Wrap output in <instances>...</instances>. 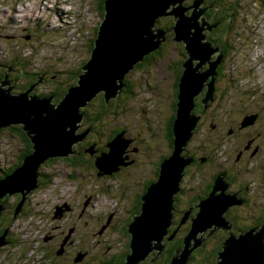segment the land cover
<instances>
[{
    "label": "rangeland",
    "instance_id": "obj_1",
    "mask_svg": "<svg viewBox=\"0 0 264 264\" xmlns=\"http://www.w3.org/2000/svg\"><path fill=\"white\" fill-rule=\"evenodd\" d=\"M99 1L0 0V64L12 63L19 69H24L26 73L46 75V80L33 85L36 88H33L29 95L36 91L51 93L55 91L56 85L62 82H65L63 86L69 87L68 83L72 79H76L74 84H77L82 74L81 63H87L89 55L87 40L90 42L93 38ZM188 1L185 4L193 5V3L188 4ZM239 1L242 8L239 9L236 22L242 32L238 39L242 46L237 47L238 52L232 51L233 53L227 56L222 71L224 76L222 83L231 85L230 94L219 97L211 115L202 124L203 130L211 131V124L223 127L229 121L226 111L230 109V102L234 105V112H242L246 108L255 106L258 100H264V0ZM207 7L211 6L203 0L198 11ZM203 17L208 19L205 15ZM165 18L172 17L168 15ZM161 19L159 18L158 21ZM203 24L204 22L201 21L200 25ZM207 24L212 25L209 21ZM246 34L252 36L251 41ZM202 42L205 43V40ZM174 44V41H168L163 55L156 56L154 63L149 64L150 68H135L126 76V80L131 84L130 93H123L119 102L114 103L109 109L115 112H110L100 124L103 126V132L100 134L102 139H99L98 144L100 149L106 147V144L104 145L106 138H109L108 143L113 139L110 137L112 131L123 129L127 131L129 144L132 142L138 145L142 150L139 154L141 159L150 162L151 165H141L142 176L137 173L140 170L131 171L133 168L130 167L126 171H121L119 177L116 175L113 178H109L99 170L95 171L93 166L83 169L79 164L78 167H73L63 158H57L52 164L43 166L42 174H45V181L37 191L34 189L26 194L25 201L28 202V208L24 210L23 216L19 217L17 224L13 225V228L16 225L15 234L19 242L11 247L12 249L7 246L8 243L0 246V248L5 247L4 251H0V264H98L99 261L101 263L103 259L108 260L125 249L130 238L123 235L124 225L135 215H131L128 210L136 195L142 191L145 182L143 177L152 176L155 163L162 156L160 146L162 145L165 150L168 149L163 131L167 119L173 114L174 85L179 73L178 62L182 60L179 47ZM199 62L200 60L194 61V64ZM202 66L204 70L205 67L206 70L209 69L208 63ZM210 81L211 77L209 83ZM18 85L23 84L20 82ZM236 96L240 97L241 105L238 103L235 105ZM55 100L56 98L54 103H57ZM100 103L101 97L90 111L96 110ZM85 122L84 118L79 132L87 131L89 124ZM90 132L88 131V134ZM24 133L25 130H20L0 139V174L2 169H8L15 164L18 155L28 148L26 141L28 136ZM224 142L227 143V139ZM88 148L87 151L94 154V147ZM224 151L229 157L232 147L228 148L227 143L216 148L218 157H223L225 160ZM39 171L41 172V168ZM195 173L200 174L196 171ZM192 174L194 171L190 175ZM191 182L193 181L186 182L183 186L190 188L196 183L191 184ZM260 183L258 179L254 181L250 179L248 186L253 188ZM13 196H7L9 203L15 201L12 199ZM254 203L260 207H245L241 211L242 215L250 213V216H257L264 212V192ZM71 206L72 210H70ZM176 218L184 220L186 213L176 215ZM64 227L66 232H62ZM172 227L170 228L172 233L176 230V235L185 239L184 229ZM211 229L209 228L206 233L199 232L198 237L205 238ZM218 231L220 230L214 231L217 237L220 233ZM229 231L233 233V229ZM86 233V237H83ZM62 234L67 239L71 237L73 240L71 244L65 246L66 251L64 248L66 238L62 239ZM211 235L203 241L208 243L203 255L213 245L218 244L216 235L215 238ZM3 236L4 234L0 237ZM7 238L8 236H5L4 240L7 241ZM165 239L166 247V242H171L175 238ZM199 248L201 246L195 250ZM64 251L65 255H62ZM87 252L91 253L90 258H85ZM158 253L159 250L156 255ZM80 255H83V259L77 261Z\"/></svg>",
    "mask_w": 264,
    "mask_h": 264
},
{
    "label": "water",
    "instance_id": "obj_2",
    "mask_svg": "<svg viewBox=\"0 0 264 264\" xmlns=\"http://www.w3.org/2000/svg\"><path fill=\"white\" fill-rule=\"evenodd\" d=\"M184 1L105 0L106 13L104 17L101 12L98 13L94 32L97 27L99 29L92 55H88L87 63H81L82 74L77 84L69 88L59 103H54L52 96L29 95L34 86L15 94L12 88L4 87L6 82L2 83L0 128L22 125L32 143L33 152L12 173L0 176V215L5 209L2 203L4 197L20 193L24 200L27 193L38 187V169L42 163L47 159L67 157L74 152V145L83 141L89 131L79 132L85 117L81 109L101 93H104L109 103L124 91L126 74L166 42L167 31L157 29L156 25L159 18L170 15L175 21L174 40L184 43L188 53L179 83L173 131L174 150L171 156L160 161L157 180L148 187L142 197L141 210L136 211L128 226L131 251L121 264H140L151 252L163 248L162 242L169 233L168 228L173 219L174 195L180 192L185 168L192 163L189 157L183 156V151L193 137L200 118L193 113L196 98L206 86L208 91L204 102L208 104L214 101L217 69L222 61L220 54L214 61L213 55L218 50L211 43L202 42L206 38L203 31L216 26L207 24L203 17L207 8L201 11L194 8L199 9L203 0H194L193 7L184 6ZM190 10H193L192 13H189ZM201 21L204 22L202 26ZM199 60L198 64H194V61ZM206 63L209 69L202 71V65ZM253 122L254 116H247L243 126ZM127 145L122 135L117 136L109 144V153L98 156V168L106 174L119 169L117 166L124 163L122 156ZM223 177L224 173H221L212 192L201 202L196 217L191 218V229L184 239V249H177L169 264H187L192 252L202 246L211 233L219 228L222 232L232 228L225 213L229 208L244 202L235 193H225L229 183L225 184ZM217 191L220 193L215 194ZM23 200L17 206L15 216L23 212ZM257 227L238 235L228 233L230 235L221 245L216 264H264V225L260 229ZM209 228L212 229L205 238L198 237L199 232H206ZM7 235L5 232L0 237V246L6 243L4 237Z\"/></svg>",
    "mask_w": 264,
    "mask_h": 264
},
{
    "label": "flooded vegetation",
    "instance_id": "obj_3",
    "mask_svg": "<svg viewBox=\"0 0 264 264\" xmlns=\"http://www.w3.org/2000/svg\"><path fill=\"white\" fill-rule=\"evenodd\" d=\"M205 16L207 18L209 17L207 15H205ZM223 59L224 60L221 63L222 65L218 66V73H217L216 80H215L216 92H215L214 102L212 104H210L206 110L198 109V108L196 109V113L200 116L198 129L195 131L193 138L190 139V141L188 142V144L185 147V156L189 157L192 160V163L186 167L184 174H183V177L181 179V183H180V189L181 190L176 195V196L180 197V200L179 201L177 200L176 201V207L174 206V212H173L174 213V219H173V227H172L173 229L177 228V227L178 228H184L185 225L189 224L188 221H190L191 218H194L197 215L201 202L204 201L205 199H207V197L210 194L209 189L211 187H213L212 183H214L213 181H214L216 174L219 175L220 173H224L223 180H224L225 184L228 185V183H229V188L227 187L225 189V191H226L225 193L226 194H234L235 193L237 198L241 199L244 202L241 205H237V206L229 208L226 212L227 220L231 223L234 234H239L240 232H242L239 229L243 228V227L240 225V220H242V219H240L239 217H233L231 215L229 216V214L232 213V210L239 209L240 211H242V209L245 207H253V206H254V208L260 207V205H257V204L255 205L254 201L256 200L257 197L258 198L260 197L261 193L264 192V100L260 99L257 102H255V106H251L249 108H246L242 112H240V111L236 112L235 111L236 113L234 112L233 103L230 102L229 103L230 109H228L226 111V114L229 117V121L225 124L223 123L224 124L223 127H220V126L217 127V125L215 126L214 124H211V126H212L211 131L203 130L204 128L202 127V124L211 115V112L214 109V107L216 106V103L219 100V97H223V94L225 96L230 94L229 87L231 85L228 86V84L222 83L223 82V78H222L223 72L222 71H223V67H225L224 65L227 62V56H224ZM1 69H4V70L1 71ZM43 73L47 74L48 72L43 71ZM30 76H31V78H30ZM32 76H35V78ZM39 77H41L42 79H40ZM35 79H37V81H35L34 85L37 83H40L41 80H46V75L39 76V74H37V73H35V74L26 73L24 71V69H22V68L19 69L18 67H16L15 64H12V63H9V64L8 63H1L0 64V83L6 82L4 87L5 88H12L13 93H19V92L25 91L26 90L25 87L28 85H29L28 88H30L32 86L33 80H35ZM20 82L23 84L22 86L18 85V83H20ZM175 85H174V89H175ZM129 86L130 85L127 84V86L124 90V93H127ZM34 88H36V86ZM35 94L37 96H42V97L45 96L42 93H37V91ZM239 98H240L239 96L234 97L235 105H236V103H238L239 105L242 104V101L239 100ZM200 100H202L201 96H199V98H198V101H200ZM174 101H173V103H174ZM247 116H254V122L252 124H249L248 127L243 126L244 119ZM85 123H87V122H85ZM87 124H89V123H87ZM213 127L215 128L214 130H213ZM200 130H203V131H200ZM122 132L124 133L125 138H127V131L122 129L119 132L112 131V133H110L111 139L114 138L115 134H119ZM163 135H165V131H163ZM108 137H109V135H108ZM225 139H227L228 148H230V146L232 147V151H229L230 152L229 157L225 151L223 152L224 153L223 156H225V158H226L224 160L223 157H220V156L218 157L219 154L216 155V148L219 145L220 146L226 145L227 143L224 142ZM84 141L85 140H83V142ZM131 141H133V139H131ZM85 143H87V142H84L83 149L82 148H80V149L75 148V150L77 151L76 154H80L81 156H83L84 161L91 159L93 156H95L98 153L99 150L101 151L103 149V148L98 149L95 146L87 145L88 143L85 145ZM107 145H108V142L106 143V147H107ZM167 146H168V144H167ZM88 147H94V154L87 151L89 149ZM106 147H105V149H106ZM160 147H161L160 152L162 153V156H160V160H158L155 163L156 167L153 169V171L151 170L152 176L143 177V178H145V182L142 185V187H143V188H141L142 191L140 193H138L137 197L140 194H143L145 192L148 182L151 183V182L157 180V178H155V176L157 175V170L160 166V161L162 159L168 157L169 155H171L169 149H167V150L163 149L162 145ZM141 151L142 150L139 148V146L134 145L132 142H131V144L128 145V147L125 149V152L123 154L124 163H126V165H120L119 166V169L116 171L118 177H119V174L121 173V171H126L130 167L133 168L131 171H133L134 169L140 170L137 172L139 176L143 175L141 168H140L141 165L150 164V162L148 163V162H145L141 159V157L139 155V154H141ZM104 152H106V151H104ZM19 157H20V155H18L17 161L10 168L2 169L1 170L2 173L0 174V176L3 177L6 174H9V172L16 169L18 167ZM199 158H202L203 161H205V162H202V164L197 163V160ZM148 159L150 160V158H148ZM79 164H80V162H79ZM248 164L251 167H249ZM211 165H212V167H211ZM213 165L216 168V170H218L217 173H215L213 171ZM9 170H11V171H9ZM151 171L149 172V174L151 173ZM192 171H194V174L190 175L192 173ZM195 171L199 172L200 174L195 173ZM41 174H42V168H41ZM43 179L40 178V180H39V183H40L39 188H41L43 182L45 181ZM250 179H253V181L258 179V181H261V183L258 184L257 187L251 188L248 186ZM190 181H193V182H191V184H193L194 182H196V183L191 185L190 188L183 186V184H185L186 182H190ZM232 185H235V186L232 187ZM218 193H220V191H217L216 194H218ZM15 195H17V194H15ZM14 196L12 197V199H15ZM15 201H16V199H15ZM15 201L12 203H9L10 201L8 200V197H4V201H2L3 205H5L4 206L5 207L4 213H5V211L8 212L11 210V208H12L11 205L14 204ZM131 207H130V209H131ZM72 209L73 208L71 206L70 210H72ZM193 211H197V213L194 217L192 215ZM4 213L2 212L1 214L4 215ZM185 213H186V218H184L185 221L182 220L183 224L179 225L177 223L176 215H180V214L184 215ZM260 216L261 215L249 216L248 220H250V222H249L250 225H252L254 227L258 226L259 228H261L264 225V221H263L264 217L262 218ZM131 218L132 217H130L129 219H131ZM65 227L63 228L62 232H66V231H64ZM218 232H220V233H218L219 235H223V236H226V235L228 236V233H229L228 231L222 232V230H220ZM86 235H87V233L84 234L83 237L84 236L86 237ZM215 235H216V238H215ZM61 236H62V239H63V237H64V239L66 238L65 235L63 236V234ZM211 236L213 238L217 239V234L213 233ZM176 237H177V235H176ZM72 241L73 240L71 237H68V239L66 238V244L64 245L65 251H66L67 245L71 244ZM6 242L9 243V240H7ZM64 242H65V240H64ZM62 247H63V245H62ZM65 251L62 253V255H65ZM86 254L87 255L85 258H88L91 253L89 254L87 252ZM118 255L119 254H117V257H118ZM109 263H113V262H109ZM119 264H121V263H119Z\"/></svg>",
    "mask_w": 264,
    "mask_h": 264
},
{
    "label": "trees",
    "instance_id": "obj_4",
    "mask_svg": "<svg viewBox=\"0 0 264 264\" xmlns=\"http://www.w3.org/2000/svg\"><path fill=\"white\" fill-rule=\"evenodd\" d=\"M105 0H100L99 3L97 4V12H101L102 17L105 16V4H104ZM194 0H189L188 4H192ZM205 3L208 6L205 15L209 16L207 21H209L211 24L215 25V27H213L212 30L207 29V31H205V41L209 42L212 44V46L214 48H216L218 51L217 53H215L213 55V60H215V57L218 56V54L222 55V57L224 56H228L230 54H232V51L238 52V50L236 51V49H238L237 47H241V43L238 42L239 36L242 34V32H240L239 30V25L236 22V18L239 16V9L241 10L242 8V4L239 0H205ZM163 28L165 29L168 33L166 34V42L161 44V46L159 47V49H157L156 51L148 54L147 56L144 57V60L142 62H139L135 68H139V69H144V68H150V65L154 63L155 57L156 56H162L164 51L166 50V46L168 41H174L176 46L179 47V53L182 57V60L180 62H178V69H179V73L177 74V80H176V85H175V89H174V93H173V101L174 103H172V108H173V114L171 117H169L166 121L165 127H164V131H165V136H166V141L168 144V149L170 151V153L173 152L174 150V141H175V136H174V122H175V118H176V113H177V103H178V96H179V83L181 80V77L183 75L184 72V67H183V62L188 58V53L186 51V47L184 43L178 42L176 43V41L174 40L175 38V32H174V26H175V21L174 18H162L161 20L158 21L157 23V27ZM98 27L96 29V31L94 32V37L93 40H91L90 42L87 40L88 43V54L92 55V50L95 46L94 43V39L95 37L98 35ZM248 37V40L251 41L252 40V36H249L248 34H246ZM177 48V47H176ZM234 49V50H233ZM91 57V56H89ZM89 60H87L88 62ZM150 64V65H149ZM134 68V70H135ZM206 69V68H205ZM218 70V69H217ZM50 80V79H49ZM47 80V81H49ZM35 81H37V79L33 80L32 86L34 85ZM76 82L75 80H71V82L69 81L67 86H63L62 84L65 82H62L58 85H56L55 87V91L53 92H49L47 93H42L43 95H49L54 98H56V102L59 103L65 96V94L68 92L69 88L71 87L72 84H74ZM3 82L0 83V86L2 85ZM127 84L131 85L129 80H126V86ZM75 85V84H74ZM73 86V85H72ZM234 87V85H232ZM29 85L26 86V90L27 91L29 88ZM130 91L131 88L129 87ZM129 89L127 91V93L129 94ZM208 88L205 86V88L203 89V91L197 96L196 98V105L195 108L193 110V113H196V109H203L206 110V103L204 102V99L206 97ZM216 92V91H215ZM36 92H32L30 95H34ZM123 93H120L115 99L111 100L109 103L106 102L105 100V96L104 93H101L100 95H98L97 97H95L94 99H92L88 105L85 108L81 109V112L85 114V120L87 123H89V125L87 126V130L91 131L89 134H87V136L85 137V141L87 142L85 143V145H91V146H95L96 148L100 149V147L98 146V144L100 143L99 139H102L100 134L101 132H103V126H101L100 124L103 122L104 118H106V116H108L110 114V112H115L113 110H109L111 109L112 105L116 102H119V100L121 99V97H123ZM17 94V93H15ZM126 94V93H124ZM199 96H201L200 101H198ZM101 97V103L100 106L94 110L93 112L90 111L91 107L94 106L95 102L98 100V98ZM214 98H215V93H214ZM212 104L211 102H208V106ZM197 114V113H196ZM199 124V122H198ZM198 129V126L196 128V130ZM20 130H23V126L22 125H14V126H9V127H2L0 128V139H3V137H7L8 134H10V136L12 135V133L14 132H20ZM122 129H118L116 130L117 132H119ZM195 130V131H196ZM194 131V133H195ZM115 133V132H114ZM25 135L26 132L24 133ZM193 138V137H192ZM191 138V139H192ZM26 141L28 142V148L26 149V151L22 154H20L19 157V163H18V167L20 165H22L23 163V159L31 154L33 152V147H32V143L30 141L29 138H26ZM109 141V138H106V140L104 141V145ZM83 141L79 142L75 148L76 149H83ZM86 147V146H85ZM110 150V148L107 146V148H103L101 151L99 150L98 153L93 156L91 159H88L87 161L83 160V156L78 155V156H69L67 158H63V160L65 162H67L68 164H70L73 167H77L79 166V162L81 164V166L83 167V169L85 168H91L92 166L95 167V171H98V169L95 166V162L97 161L98 155L100 156L102 154L103 151L108 152ZM183 153H185V149L183 151ZM217 155V154H216ZM170 156V155H169ZM192 156V155H191ZM168 158V157H166ZM166 158L162 159V161H164ZM57 160L56 159H47L44 164L42 165L41 168H43V166H48L49 164H52L53 162H55ZM203 161L202 158H199L197 160V163L202 164ZM249 165V164H248ZM212 167V165H211ZM249 167H251L249 165ZM161 169V165L159 166L158 170ZM186 169V168H185ZM158 170H157V175L155 176V178H157L158 176ZM11 171V170H9ZM213 171L215 173L218 172V170H216V168L213 165ZM10 173V172H9ZM221 174V173H220ZM220 174H216L215 178H214V183L213 187H211L210 193L212 192ZM115 175H117L116 172H113L112 174H106V176H108L109 178H113ZM41 178L43 180H45V174H41ZM153 184V182H148L147 183V188L145 190V192L143 194H140L138 197L136 195L135 200H133V204L131 205V209H129L128 211L131 213V215L136 214V211H140L141 207H142V197L143 195L147 192L148 187ZM37 191V189H36ZM14 198L16 199L15 203L11 205V210L10 211H5L3 210V214L0 215V236L2 234H4L5 232L8 234V240L9 243L7 244V246H9V248L15 246L18 244L19 239L17 238L16 234H15V227L13 228L14 224H17V221L19 220V217L23 216V212L26 208H28V202L24 201L23 203V212L19 213L17 216H15V211L17 206L20 204V202L23 200V196L22 194H17L14 196ZM175 202H174V206L176 207V201L180 200L179 196H176L175 198ZM4 201V198L3 200ZM134 205V206H133ZM5 206V205H4ZM133 208V211H131ZM188 211V210H187ZM197 211H193L192 215L193 217L196 215ZM261 213V212H260ZM233 216V217H239L240 219V224L243 228H240V231H246L249 230L251 228H253L254 226L250 225L249 223V216L250 213H246L245 216L242 215L241 211L239 209H234L232 210V213L229 214V216ZM226 218H227V214H225ZM260 217H264V212L261 213ZM182 219L179 218L177 219V223L180 224V222ZM191 223L188 224V226L185 225L183 232L184 235L186 236L188 234V232L191 229L190 224H192V220H190ZM132 222V218L129 219L126 223V225H124V232L122 231L121 228V233L123 232V235L127 238H130L129 236V232H128V226L129 224H131ZM171 231V230H170ZM238 235V234H235ZM175 239H173L171 242H166V247L164 249V251L162 252V254L158 257H156V253H152L151 257L148 258L147 260L142 261L140 264H169L171 259L173 258L175 252L177 249H181L184 246V237H181L180 235H178L177 237H174ZM217 242L218 244L213 245L204 255L203 252L205 251L204 248L208 245V243L204 242L203 245L201 246V248L194 250L190 256V260L188 261L187 264H198L200 262L205 263V264H216L217 263V259H218V255L219 252L222 250L221 249V245L223 243V241L225 240V236H218L217 237ZM5 247H1L0 251H4ZM12 249V248H11ZM11 251V250H10ZM58 251V250H57ZM55 251V252H57ZM131 251L129 242L128 244H126L125 249L123 251H121V253H118V257L117 255H113L112 257H110L108 260H102L101 263L99 262L98 264H108L109 262H113V263H123L124 260L126 259V255ZM59 254V253H58ZM61 256V255H60ZM152 258H156V260L154 262H152Z\"/></svg>",
    "mask_w": 264,
    "mask_h": 264
},
{
    "label": "bare ground",
    "instance_id": "obj_5",
    "mask_svg": "<svg viewBox=\"0 0 264 264\" xmlns=\"http://www.w3.org/2000/svg\"><path fill=\"white\" fill-rule=\"evenodd\" d=\"M186 1H187V0H186ZM186 1H184V3H183L184 6H186V7H193L194 4L188 6L187 4H185ZM202 2H203V1H202ZM177 7H178V6H177ZM194 8H195L196 11H198V7H194ZM207 8H208V7H207ZM192 11H193V10H190L189 13H192ZM170 13H172V12H170ZM170 13H168V14H170ZM164 18H165V17H164ZM201 18H202V16H201ZM201 18H200V19H201ZM204 18H205V17H204ZM205 19H206V18H205ZM157 23H158V22H157ZM16 25H17V24H16ZM212 25H213V24H212ZM215 25H216V24H215ZM156 28H157V25H156ZM159 28H160V27H158V29H159ZM162 29H163V28H162ZM164 43H165V42H164ZM137 64H138V63H137ZM137 64H135V66H136ZM135 66H134V68H135ZM259 69H260V68H259ZM205 70H206V69H205ZM202 71H204V69H202ZM130 72H131V71H129V72L126 74V76H127ZM111 100H113V99H111ZM111 100H110V101H111ZM206 105H207V104H206ZM82 123H83V121H82ZM82 123H81V126H82ZM79 131H80V130H79ZM87 132H88V131H87ZM119 135H122V139H124L125 142H128V145H129L130 140L126 139L125 136H124V133L122 132V133L117 134V135H116V136H115V137H114V138L108 143L107 146L109 147V144H110V143H111V142H112L117 136H119ZM128 145H127V147H128ZM75 146H76V145H74V147H73V151H74V152L70 153L69 156H72V155H74V154L77 153V151L75 150ZM127 147H126V148H127ZM109 151H110V150H109ZM109 151H108L107 153H109ZM172 153H173V152H172ZM172 153H171V155H172ZM103 154H106V153H102L101 155H103ZM171 155H170V156H171ZM69 156H67V157H69ZM98 156H99V155H98ZM67 157H62V158H67ZM122 157H123V156H122ZM168 157H169V156H168ZM123 160H124V158H123ZM43 164H44V163H42V164L40 165L39 169H38V174H39V178H38V187L40 186L39 180H40V178H41V172H40L39 170H40V168L42 167ZM95 164H96V163H95ZM120 165H126V163H123V164H120ZM96 167H97V169H98L99 171L103 172V174H106V173L104 172V170H101L100 168H98L97 165H96ZM118 167H119V166H117V168H118ZM17 168H18V167H17ZM17 168H16V169H17ZM16 169H14V170H16ZM14 170H13V171H14ZM117 170H118V169H117ZM117 170H115V172H116ZM11 173H12V172H11ZM38 187H37V188H38ZM37 188H36V189H37ZM36 189H35V190H36ZM27 194H28V193H27ZM177 194H178V192L175 193L174 198H175V196H176ZM215 194H216V193H215ZM205 200H206V199H205ZM23 201H25V199H24ZM240 205H241V204H240ZM199 209H200V207H199ZM198 212H199V210H198ZM225 214H226V213H225ZM195 217H196V216H195ZM173 219H174V213H173ZM173 219H172V222H171V226H169V228H168L169 233L167 234L166 237H164V240H163V242H162V243H163V248L159 251V253L156 255V257L160 256V255L162 254V252L164 251V249H165V240H166L165 238H171V239H173V238L175 237V235H176V232H177L176 230H175L173 233L170 231V228L173 226ZM231 229H232V228H231ZM258 229H260V228H258ZM216 230H221V229L219 228V229H216ZM225 231H227V230H225ZM225 231H224V232H225ZM128 232H129V229H128ZM206 232H208V230H207ZM206 232H205V233H206ZM228 232L231 233V232L229 231V229H228ZM213 233H214V232H213ZM213 233H211V234H213ZM128 234H129V236H130V232H129ZM229 235H230V234H228V236H229ZM5 242H6V241H5ZM6 243H8V242H6ZM6 243H4V244H6ZM154 244H156L155 241H154ZM129 245H130V239H129ZM183 249H184V246H183L181 249H179V250L182 251ZM157 251H158V250H155V251L151 252L150 255L147 257V259L151 257V254H152V253H156ZM180 251H179V252H180ZM128 254H130V252H129ZM128 254H127V255H128ZM127 255H126V257H127ZM174 255H175V254H174ZM178 255H180V253H178ZM178 258H180V257H178ZM82 259H83V255H80L79 258L77 259V261H80V260H82ZM147 259H146V260H147ZM151 260H152V262H154V261L156 260V258H152ZM171 260H172V259H171ZM170 262H171V261H170ZM108 264H119V263H108Z\"/></svg>",
    "mask_w": 264,
    "mask_h": 264
}]
</instances>
